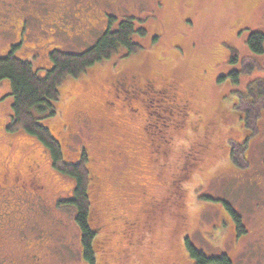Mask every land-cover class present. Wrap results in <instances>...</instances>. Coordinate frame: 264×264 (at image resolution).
I'll list each match as a JSON object with an SVG mask.
<instances>
[{"label": "rangeland", "instance_id": "374dc122", "mask_svg": "<svg viewBox=\"0 0 264 264\" xmlns=\"http://www.w3.org/2000/svg\"><path fill=\"white\" fill-rule=\"evenodd\" d=\"M112 18V28L125 18L145 28L133 36L141 50L121 49L65 79L57 114L41 121L67 161L89 153L94 263L83 256L74 208L58 204L75 179L38 138L6 129L8 80L0 83V254L16 264H196L189 237L208 256L264 264V52L247 44L264 35V0H0V57L19 45L14 54L45 76L53 50L83 52ZM126 63L130 76L173 90L187 116H169L154 93L125 98L107 77Z\"/></svg>", "mask_w": 264, "mask_h": 264}, {"label": "trees", "instance_id": "16d2710c", "mask_svg": "<svg viewBox=\"0 0 264 264\" xmlns=\"http://www.w3.org/2000/svg\"><path fill=\"white\" fill-rule=\"evenodd\" d=\"M114 20L116 19L110 20L106 31L83 52L53 50L50 53L52 66L45 76L39 75L32 62L14 54L19 45H14L9 54L0 57V83L9 81L10 95L13 98L11 121L6 129L9 132L24 130L38 138L49 149L54 167L75 179L74 194L60 200L58 204L74 208L75 222L82 238V253L85 260L91 263L95 260L93 250L97 231L91 222L90 187L93 175L89 166V153L83 148L77 162L67 161L62 141L54 137L41 121L57 114V104L61 97L60 85L65 79L89 74L121 49H125L127 55L141 50V45L133 41V36L136 33L144 36L145 28H136L134 18H125L117 28H112ZM263 41V34L253 33L247 44L255 53L261 54L264 52ZM237 54L238 52H233L234 56ZM185 246L196 264H234L227 254L208 256L203 250L196 248L189 237L185 240Z\"/></svg>", "mask_w": 264, "mask_h": 264}, {"label": "flooded vegetation", "instance_id": "af4514ba", "mask_svg": "<svg viewBox=\"0 0 264 264\" xmlns=\"http://www.w3.org/2000/svg\"><path fill=\"white\" fill-rule=\"evenodd\" d=\"M129 64L130 63L124 64L123 65L124 67L123 66L119 67L118 70H116L110 76L107 77V79L110 80L111 85L116 90H119V91L122 90L125 93L127 92V95L125 98H128V99L135 97L136 93H143V94H148L149 92L154 93L156 96L160 97L158 102L160 103L161 106L164 107L163 111H166L172 114L169 116H173V111H177V115L183 116L184 118L187 116L186 105L185 104L180 105L176 103V94L173 90L168 89V88L156 89V85L153 83L151 79L146 80L143 78V76H141V80H140L139 76L135 74L130 76L128 73L129 72L133 73V67L130 66ZM140 81L142 83H139ZM152 100H155L153 95L149 101L152 102ZM109 104L111 105L113 103L110 102ZM175 108H179V111ZM177 118H175L172 122L177 120ZM163 141L166 142V138ZM169 142L171 143V141ZM202 150L203 148L201 147L200 151L198 150V153H200ZM4 215H6V213H4ZM0 216H2L1 213H0ZM1 224L3 223L1 222ZM15 260L16 258L10 256L9 253L0 254V264H16ZM37 260H39V257H37ZM20 262L25 264V262L23 261H20Z\"/></svg>", "mask_w": 264, "mask_h": 264}]
</instances>
